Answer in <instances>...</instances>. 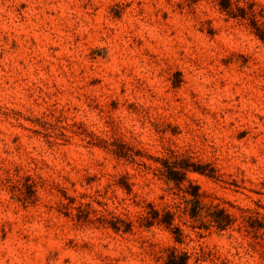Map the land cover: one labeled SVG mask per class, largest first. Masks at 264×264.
Segmentation results:
<instances>
[{
  "label": "clouds",
  "instance_id": "9594fccd",
  "mask_svg": "<svg viewBox=\"0 0 264 264\" xmlns=\"http://www.w3.org/2000/svg\"><path fill=\"white\" fill-rule=\"evenodd\" d=\"M0 264H264V0H0Z\"/></svg>",
  "mask_w": 264,
  "mask_h": 264
}]
</instances>
